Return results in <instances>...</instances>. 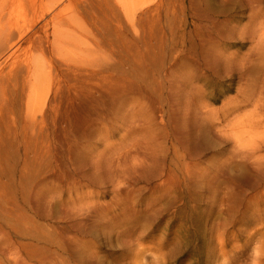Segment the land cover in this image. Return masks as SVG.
<instances>
[{"label":"rangeland","instance_id":"rangeland-1","mask_svg":"<svg viewBox=\"0 0 264 264\" xmlns=\"http://www.w3.org/2000/svg\"><path fill=\"white\" fill-rule=\"evenodd\" d=\"M264 264V0H5L0 264Z\"/></svg>","mask_w":264,"mask_h":264},{"label":"bare ground","instance_id":"bare-ground-1","mask_svg":"<svg viewBox=\"0 0 264 264\" xmlns=\"http://www.w3.org/2000/svg\"><path fill=\"white\" fill-rule=\"evenodd\" d=\"M4 10H5V0H0V17L4 13ZM59 264H64V263L60 262Z\"/></svg>","mask_w":264,"mask_h":264}]
</instances>
